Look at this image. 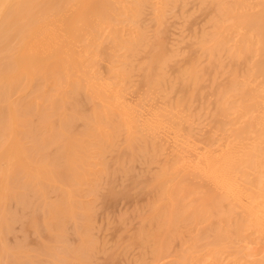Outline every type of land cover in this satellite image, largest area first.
<instances>
[{
    "label": "rangeland",
    "instance_id": "rangeland-1",
    "mask_svg": "<svg viewBox=\"0 0 264 264\" xmlns=\"http://www.w3.org/2000/svg\"><path fill=\"white\" fill-rule=\"evenodd\" d=\"M177 3L159 23L145 2L135 21L126 18L119 26L120 38L132 29L144 38L164 31L169 50L159 84L143 81V44L115 52L119 89L107 96L91 94L99 79L114 78L107 63L87 51L73 53L75 66L66 77L40 70L11 88L0 84V264H243L239 249L257 245L254 233L243 239L230 233L213 245L216 216L181 219L201 185L185 159L213 124L201 108L210 109L214 95L182 108L176 135L158 123L177 101L173 80L185 65L182 53L189 44L197 47L209 28L210 14L198 11L196 0ZM69 76L82 81L78 90L66 82ZM102 101L112 115L97 122L92 111ZM69 129L82 145L73 164V150L62 142ZM174 187L181 206L169 225L167 192Z\"/></svg>",
    "mask_w": 264,
    "mask_h": 264
},
{
    "label": "bare ground",
    "instance_id": "bare-ground-1",
    "mask_svg": "<svg viewBox=\"0 0 264 264\" xmlns=\"http://www.w3.org/2000/svg\"><path fill=\"white\" fill-rule=\"evenodd\" d=\"M185 1L0 0V50L7 57L1 60L0 54V84L11 88L18 79L40 70V75L52 72L66 77L75 66L73 53L87 51L95 61H105L114 78L99 79L91 94L107 96L119 89L120 59L115 52L120 47L132 50L138 44H143L145 52L141 65L145 85L159 84L162 64L168 58L164 31V37L155 32L144 38L132 29L131 36L120 38L119 26L126 18L135 21L145 2L152 3L161 23L168 6L175 2L181 6ZM196 2L198 11L210 14L209 28L195 42L197 47L189 44L182 53L185 65H179L173 80L177 101L168 116L158 121L176 135L182 108L195 101L204 103L208 94L214 95L211 108L207 104L201 108L209 112L213 124L202 146H190L191 154L185 159L184 166L201 177V185L181 219L188 214L195 219L216 216L211 228L213 245L230 233L242 239L254 233L257 245L243 244L241 258L243 264H264V0ZM222 73L227 74L224 80L215 75ZM66 82L76 90L82 86L79 78L69 76ZM101 106L92 111L97 122L112 115L105 102ZM9 112L11 120H16L13 109ZM2 113L0 103V132L5 124ZM69 131L62 142L64 149L73 150L68 159L73 164L82 145L78 133ZM176 193V187L167 192L173 205L169 225L180 211ZM223 202L225 209H221Z\"/></svg>",
    "mask_w": 264,
    "mask_h": 264
}]
</instances>
